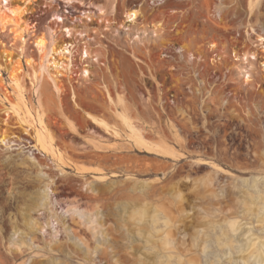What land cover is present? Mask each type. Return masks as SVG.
Segmentation results:
<instances>
[{"label":"rangeland","instance_id":"obj_1","mask_svg":"<svg viewBox=\"0 0 264 264\" xmlns=\"http://www.w3.org/2000/svg\"><path fill=\"white\" fill-rule=\"evenodd\" d=\"M133 7L142 9L145 16L137 25L120 27L125 11ZM27 9L26 22L35 25L37 34L46 35L42 62L31 36L24 33L23 53V43L13 32L0 30L4 65L0 68V264H136L123 225L144 222L153 206L178 214L175 195L179 191L189 231L187 257L198 255L196 247H191L192 233L202 218L206 219L201 225L212 237L216 231L212 223L218 217L224 219L223 215L258 224L250 202L228 194L210 204L209 197L206 201L195 194V190L210 192V186L200 182L214 173L215 166L203 159L221 167L213 183L218 191L232 186L235 177L264 175V75L256 69L264 53L249 63L256 69L250 85L243 84L239 60L233 55L235 50L251 49L245 32L247 0H35ZM260 9L259 19L264 22V1ZM158 22L165 26L160 35L150 28ZM142 25L145 31L139 28ZM68 26L72 33L65 30ZM211 42L217 46L211 48ZM66 43H73L71 53L52 49ZM86 45L91 55L85 58ZM4 52L11 53V63L3 59ZM216 53L221 56L219 69L212 64ZM27 57L34 58L32 65ZM69 58L73 66L67 69ZM13 65L21 70L19 85L11 77ZM53 77L64 81L62 89L55 87ZM107 90L114 99L122 94L125 113L145 136L164 138L185 156L174 159L134 147L131 129L114 114ZM89 114L105 119L111 128ZM40 115L69 164L37 145ZM195 181L200 183L198 188ZM144 182L149 186H143ZM47 185L54 190L52 208L66 226L85 235L90 251L101 242L102 233L110 236L107 254L92 251L68 257L53 249L57 242L65 248L77 247L69 239L73 231H66L64 224L29 228L26 213L41 221L52 214L50 207L38 204ZM70 204L85 212L98 211L100 233L95 236L78 222L84 219L64 213ZM13 226L32 234L33 242L21 240L18 233L11 237ZM212 241L211 249L217 250V242Z\"/></svg>","mask_w":264,"mask_h":264},{"label":"bare ground","instance_id":"obj_2","mask_svg":"<svg viewBox=\"0 0 264 264\" xmlns=\"http://www.w3.org/2000/svg\"><path fill=\"white\" fill-rule=\"evenodd\" d=\"M33 1L35 0H0V30L3 32L6 30L8 32L9 31L13 32L14 37L19 39L23 43L20 49L21 52H23V50L25 49L24 44H26L25 42L27 41L24 33H27L29 36H31V38H33V43L40 50L39 59L42 62V59L46 56V50H47L46 35L37 34V32L34 29L35 25L29 24L24 19V16L27 13H29L27 6ZM263 1L264 0H247L249 19L246 22L245 32H246V37L250 42L251 49L249 51L240 54H238L236 50L233 51V53L236 56V60L240 61V63L238 61L236 62V64L237 67L239 68L238 71L241 77L243 78V83L250 82L251 75L253 71H255L256 69H257V73L260 72L262 75H264V61L261 62L259 61L260 64L256 65V69L253 68V66L255 65L249 64L252 59L258 60V58L261 56L260 55L261 52L264 53V22L259 19V14L261 12L260 7ZM114 4L112 6L113 14L116 11ZM101 12L102 14H107L104 9H102ZM253 15L257 16L256 19L254 20H252ZM144 16L145 14L143 13V10L140 8L133 7L127 9L124 13L125 19L122 22V24H120L119 26L126 27L127 23L129 26L137 25L140 23V19L143 18ZM57 19L61 21L62 17L60 15H57ZM115 22L116 21H113V23ZM139 28H143L144 31L147 29L144 28L143 25ZM150 28L151 30L155 31L157 35H160L162 32H164L165 26L163 23L158 22L156 24H151ZM72 29H73L72 27L68 26L66 27L65 30H67L69 33H72L71 32ZM80 34L83 33L81 32ZM86 42H89V40H85L83 43ZM209 45L210 47L212 46L211 48H214L215 46H217V43L211 42ZM70 46L72 47L73 43L63 44L59 48L58 47L55 48L53 46L52 49L53 50L58 49L60 52H64L66 50L67 53L68 52L71 53L72 50ZM180 48L182 51L183 46H180ZM9 54L11 55V53L4 52L3 59L6 62L11 63L13 59L9 56ZM82 54L83 56H85V58L91 55V51L88 48V45L84 46V48L82 49ZM27 58H28L27 63L29 65H32L33 62L35 61L34 58L31 57H27ZM3 66H4L3 63L0 62V68H2ZM71 66H73V61L69 58L67 60V69H69ZM34 68L35 67H33V70ZM11 69H12L11 70L12 80L17 85H19L21 79H23L20 73L21 70L20 68H18L17 70V66L15 65H13ZM89 71H90L89 69H86L85 72H89ZM52 80H53V84L58 90L64 87L63 86L64 81L59 77H53ZM107 92L110 99V103L114 107L113 109L114 114H116L117 117L121 120L120 123L122 122L126 127L131 129V136L133 138L134 147H137L141 150L150 151L158 155H162L164 157H171L174 159H179L185 156L184 152L174 148V146L170 145L168 141L164 140V138L151 139L145 136V134L140 129L136 128L132 120L128 117L129 115L127 116V114L129 113H127V111H126L127 114L125 113V107L127 105H125V100L122 94L118 93V96H116L117 98L114 99L110 91L107 90ZM89 115L94 119V121H96L106 129L111 128L109 126V123L105 119L93 114H89ZM40 124H41V128L40 129L36 128L35 131L37 145L45 150L51 151L64 164H69V162L66 161L65 158L63 157L62 152L54 144V136L50 132L49 128H47L46 124L43 122L42 115H40ZM170 127L172 130L175 131V135L178 136L177 127H175L174 124H171ZM2 133H6V131L3 130ZM5 139L6 137L2 138V140ZM179 140H181V138H179ZM202 162L212 163L213 166H215V169H214V173L211 174L208 179H205L206 182L205 181L200 182L204 186L208 184L210 186L209 187L210 190L208 189L210 192L206 194L205 192L207 191V189H204L203 192L195 190L196 196H198L201 199L206 198L205 199L206 201H208L207 198L209 197L210 200L208 201V203L210 202L212 203L214 199L216 201V199L225 198V196L228 198L227 195L232 194L234 195V197L236 196V198L237 197L241 198L242 199L241 201L243 202H250L252 204L251 214L254 216L255 221L258 224H260V226H258V224L256 225V223L254 222H249V221L243 222L242 219H239V217L236 215H230L229 217H226L225 215L222 214L224 216L223 217L224 219L217 216L218 218H216L212 223L213 228H216V231H214L215 237H212L211 236L212 233L211 234L208 233V229L204 227L205 225L204 226L201 225L203 224L201 222L202 221L205 222L204 220L206 218H202L201 219L202 221H200L198 218L199 221L195 225L196 227L193 226V228L196 231L192 233L193 242L191 241L193 243L191 247L193 246L196 247L198 255L193 257L191 256L187 257V252L190 249V247L186 246V238H187L186 236H187V232L189 231H187V225L184 224V219H183V218H187L186 212L184 211L183 208L184 196L179 190H177L179 192L178 194L175 195V199L176 201L179 202L178 203L179 208L176 209L178 211V214L175 215L174 213H172V211L168 209L160 208L158 206H153L152 209L147 212L148 217L144 222H140V221L135 222V226H131V224H129L128 226L123 225L124 236H126L127 238L126 241L127 243L126 242L125 243L127 244V247L132 250V253L133 255H135V258H137L136 264H212L213 258L211 257L215 258L214 260L216 261V264H264V175L261 176L255 175L251 177H235L233 179L234 184L232 186H228L227 187L228 189L226 188V190L223 189V187H221L222 189H219L218 191L217 189H214L213 183L215 182V180L218 179L217 175L218 173H220L219 171H221L220 165H217L213 161L206 159H203ZM194 184L196 187L197 186L199 187L197 181H195ZM143 186H149V185L147 182H144ZM139 188L141 187L139 186ZM53 191L54 190L50 191L49 185H47L44 188L42 195L39 197V201H38L39 205H43L48 208L50 207L52 214L49 215L47 221L44 220L41 221L40 219L35 218V216L31 212L26 213L25 221L26 224L29 226V228L31 230H42L44 229V227L49 225H52L56 228V224H64V229L66 231L72 230L73 233L71 234L69 233V239L71 241H74L72 243H74V245H77L76 248H79L81 251L84 250V252L83 251L78 252L79 249L77 250L76 248L75 250L68 247L65 248V246H62L61 242L55 243L53 249L58 250L65 256L81 257L80 256L81 254L91 255L92 251L98 253L100 252L99 254H107L110 245L105 247V244H109L110 236H106L107 234L104 236V234L102 233L103 238L101 239V242L96 244L95 250L90 251V246L87 243V240H85L86 238L85 235H82L80 231H77L73 227L66 226V221L65 220L63 221V218L59 217L58 212L52 208L54 203ZM228 201H230V199ZM253 206L254 209L256 210H253ZM228 209H230V207ZM231 210L232 209H230V213L232 212ZM202 211H204V209ZM205 212L206 211H204V213ZM214 212L216 211H212V213ZM227 212H229V210H227ZM64 213L72 214V216L77 215L79 216L80 219H84L83 221L81 220L78 222L87 226L94 233L95 236L96 234L100 233V229L98 228L99 222L97 224V218L99 216L98 211L95 210L92 212L91 211L85 212L83 209H81L80 206L76 204H70ZM89 213L91 214V216H87V214ZM147 213H144V215ZM199 216H201V214H199ZM208 216L207 219L209 218ZM186 220L188 221V219ZM217 227L219 229H217ZM19 231L20 230L17 226H13L11 237L15 236L18 233L19 236H21L20 237L21 240H25L29 238L31 243L33 242L34 237L32 236V234L27 233L25 231H20V232ZM57 231H59V229H56V232ZM191 231H193V229H191ZM177 239L180 240L179 246L182 245V248L177 246ZM212 240L217 242L218 244V249L216 248L217 250H213V248L211 249V245H213V243L211 244ZM20 241L18 243H20ZM191 251H189V253Z\"/></svg>","mask_w":264,"mask_h":264},{"label":"built area","instance_id":"obj_3","mask_svg":"<svg viewBox=\"0 0 264 264\" xmlns=\"http://www.w3.org/2000/svg\"><path fill=\"white\" fill-rule=\"evenodd\" d=\"M237 53H238V52H237ZM240 53H241V52H240ZM240 53H238V54H240ZM215 55H216V57L213 58V59H215L216 61H212V64H214V69H219V68H220V65L217 64V63H218V60L221 59V56H220L218 53H216ZM235 57H236V56H235V54H234V58H235ZM252 79H253V80H252ZM253 81H254V76H253V73H252L250 82H249V83H243V84H244V85H250Z\"/></svg>","mask_w":264,"mask_h":264}]
</instances>
